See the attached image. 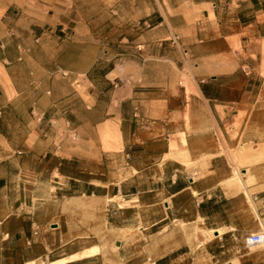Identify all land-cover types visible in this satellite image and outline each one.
Listing matches in <instances>:
<instances>
[{
	"label": "crops",
	"instance_id": "crops-1",
	"mask_svg": "<svg viewBox=\"0 0 264 264\" xmlns=\"http://www.w3.org/2000/svg\"><path fill=\"white\" fill-rule=\"evenodd\" d=\"M256 145L264 0H0V264H264Z\"/></svg>",
	"mask_w": 264,
	"mask_h": 264
},
{
	"label": "built area",
	"instance_id": "built-area-1",
	"mask_svg": "<svg viewBox=\"0 0 264 264\" xmlns=\"http://www.w3.org/2000/svg\"><path fill=\"white\" fill-rule=\"evenodd\" d=\"M176 37L173 36L172 39L170 40L172 43L176 42ZM35 120L40 121L42 119L41 115L32 112ZM58 134L60 137H65L67 138L70 142L74 143L77 142L78 140V135L74 129H72L67 121H64L61 128L58 130ZM251 201H257L260 204L261 209H264V197L263 196H251L250 197ZM244 244L247 247L251 246H256V245H263L264 244V233H258V234H253L244 239ZM152 264V263H149Z\"/></svg>",
	"mask_w": 264,
	"mask_h": 264
},
{
	"label": "bare ground",
	"instance_id": "bare-ground-1",
	"mask_svg": "<svg viewBox=\"0 0 264 264\" xmlns=\"http://www.w3.org/2000/svg\"><path fill=\"white\" fill-rule=\"evenodd\" d=\"M242 158H252V163L263 161L264 160V146L256 145L255 148L251 149L250 147L247 149H244L241 153ZM96 250L90 251L87 254H94ZM86 254H83L85 256ZM59 264V263H57Z\"/></svg>",
	"mask_w": 264,
	"mask_h": 264
},
{
	"label": "rangeland",
	"instance_id": "rangeland-1",
	"mask_svg": "<svg viewBox=\"0 0 264 264\" xmlns=\"http://www.w3.org/2000/svg\"><path fill=\"white\" fill-rule=\"evenodd\" d=\"M118 69L121 70V68H118ZM182 85L185 87V80L182 81ZM185 89H186V88H185ZM188 92H189V90H186V93H188ZM226 131H227V134H228V135L234 137V132H233V131H230V129H228V128H227ZM100 141H101V143L103 144V148L107 149V148H108V145H104L105 143H104L102 140H100ZM108 143H114V140L109 139V140L107 141V144H108ZM242 151H243V149L238 153V155L234 158V160L236 161L237 158H238V160L241 161V162H244V163H247V164H253L251 160H248V159H241V158H239V154H240ZM234 175H235V176H236V175H237V176L239 175V171H238L237 169L234 170ZM103 232H104V231H103ZM102 234H103V233H100V234H99V239L102 237ZM111 248H112V249L114 248V247H113V244L111 245Z\"/></svg>",
	"mask_w": 264,
	"mask_h": 264
},
{
	"label": "water",
	"instance_id": "water-1",
	"mask_svg": "<svg viewBox=\"0 0 264 264\" xmlns=\"http://www.w3.org/2000/svg\"><path fill=\"white\" fill-rule=\"evenodd\" d=\"M117 246V245H116Z\"/></svg>",
	"mask_w": 264,
	"mask_h": 264
}]
</instances>
